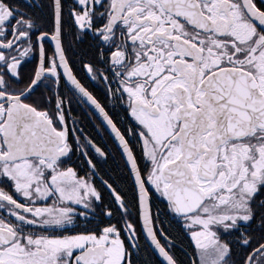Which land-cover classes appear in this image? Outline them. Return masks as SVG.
Masks as SVG:
<instances>
[{
	"label": "snow or ice",
	"instance_id": "snow-or-ice-1",
	"mask_svg": "<svg viewBox=\"0 0 264 264\" xmlns=\"http://www.w3.org/2000/svg\"><path fill=\"white\" fill-rule=\"evenodd\" d=\"M0 264H264V0H0Z\"/></svg>",
	"mask_w": 264,
	"mask_h": 264
}]
</instances>
